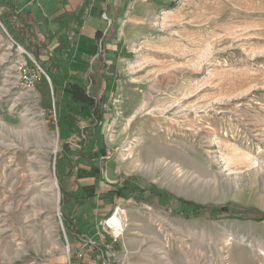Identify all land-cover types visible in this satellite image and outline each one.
I'll return each mask as SVG.
<instances>
[{
  "label": "rangeland",
  "instance_id": "374dc122",
  "mask_svg": "<svg viewBox=\"0 0 264 264\" xmlns=\"http://www.w3.org/2000/svg\"><path fill=\"white\" fill-rule=\"evenodd\" d=\"M107 1L96 14L103 42L82 38L94 56H71L58 86L40 66L47 82L23 85L20 72L37 62L0 21V264H99L100 247L106 264H174L170 250L182 241L193 253L185 264H239L238 251L264 264V0ZM92 2L64 32L42 24L64 67ZM64 83L82 103L103 94L101 118L86 105L68 112ZM59 113L74 124L60 130ZM38 134L56 137L57 151H37ZM150 143L169 151L155 172L132 160ZM43 180L56 182V207ZM124 181L234 210L190 214L148 192L112 195ZM117 207L119 235L106 223ZM64 214L81 238L69 235Z\"/></svg>",
  "mask_w": 264,
  "mask_h": 264
},
{
  "label": "trees",
  "instance_id": "16d2710c",
  "mask_svg": "<svg viewBox=\"0 0 264 264\" xmlns=\"http://www.w3.org/2000/svg\"><path fill=\"white\" fill-rule=\"evenodd\" d=\"M99 2L103 3L105 5V0H98ZM1 5L4 7V11L0 14V21L2 25L7 29L8 33L11 35V37L14 39V41L22 45L26 51L31 53L37 62V64L40 66L41 69L46 73V75L55 83V86H58L61 84V81H63V77H67L70 74L69 67L72 68L71 62V56L74 54L66 53L65 59L68 60L67 65L68 67H64L60 61V59L55 55L53 51L50 49V45L40 33L36 29L38 25V21L36 19L35 13L30 9V6L28 7H22L20 0H1ZM107 6V5H106ZM106 6L100 11V15L105 13ZM115 28V21L112 19V23L109 26V29ZM105 32L106 30H96L94 34V40L95 44L102 43L105 38ZM98 49V47H97ZM91 56H94L92 54ZM45 57L46 63L42 62ZM28 65L34 66L35 63L31 59H28ZM66 80V79H64ZM41 82H47V78L45 75L42 76ZM65 82V81H64ZM63 93L66 97H69L70 102L67 106V111L71 112L73 114H76L79 112V108L82 109L83 105H86L88 107V113L90 116L94 119V113H97L99 115V118H101V111L100 106L101 102L104 100L103 94L98 98H91L87 99L85 102L79 101V99H76L74 96V90L68 86L66 83L63 84ZM61 105V103H60ZM78 108V109H77ZM81 111V110H80ZM70 124H74V122L71 120V117L68 115V113H63L58 116L57 125L60 128V130L63 129L64 125L69 126ZM95 127V125H92V128ZM91 126L85 128V132L87 133L86 138H91ZM127 191H139L142 192L141 194H149V196L156 197L157 202L160 204L163 200L165 201V197H168L170 200H175L177 203L179 202L181 206L183 207V212H187L190 214H199L204 210H209L211 213L215 215L219 214H232V210H234V205L226 204V205H220V206H213V205H203V204H197L193 203L191 201H187L181 198H178L177 196L165 192V191H157L155 192V189H144L139 188L135 185L129 184L128 181H124L119 187H115V189L111 190L112 195H122V197L127 196ZM67 191L62 188V199L70 201V198L67 197ZM145 196V195H144ZM70 197L72 198H82L83 196H78L75 194H70ZM64 200H62V205L64 204ZM69 219L67 218V215L64 214V223L66 225V229L69 233V235L77 236L78 238H81L82 235H84L83 227L80 226L79 222L76 224V219L73 220V222H69ZM68 221V222H67ZM76 228V233L71 232V227ZM100 252L102 255L101 261H99V264H106V259L104 258V250L100 247Z\"/></svg>",
  "mask_w": 264,
  "mask_h": 264
},
{
  "label": "crops",
  "instance_id": "0c3cea01",
  "mask_svg": "<svg viewBox=\"0 0 264 264\" xmlns=\"http://www.w3.org/2000/svg\"><path fill=\"white\" fill-rule=\"evenodd\" d=\"M92 1L93 10L95 13L94 15L87 17L85 25L80 27L81 31L84 27L86 31L83 32L82 35L78 34L75 46L76 48L75 51H73L74 55L78 54L82 57L91 56L94 52L93 48H88V50L84 51V46L81 43V39L85 38L87 43L95 44V31L104 29L101 28L102 21L100 18H97L96 14L100 15V11L106 5L110 4V2L105 0V5H103V3L99 2L98 0ZM82 2L83 0H20L22 7L30 6V9L35 13L36 19L38 21L37 28H40V31H38L45 39H47L48 36L44 33L42 24L49 23L52 27L53 33L64 32V30L74 22L75 18L78 20V17H75L74 14ZM2 10L4 11V7ZM92 26L93 31L91 32V35H89L87 33V28Z\"/></svg>",
  "mask_w": 264,
  "mask_h": 264
},
{
  "label": "bare ground",
  "instance_id": "6f19581e",
  "mask_svg": "<svg viewBox=\"0 0 264 264\" xmlns=\"http://www.w3.org/2000/svg\"><path fill=\"white\" fill-rule=\"evenodd\" d=\"M19 51L22 52L23 49L20 47ZM38 132V131H37ZM36 132V133H37ZM34 133V132H33ZM39 133V132H38ZM34 136V135H32ZM36 136V135H35ZM39 137H36L37 139L36 141V150L38 151V149H44V151L47 153H55L57 151V138L56 137H48L47 139H44L42 137V135H39ZM138 141V140H137ZM136 141V142H137ZM35 143V142H34ZM141 144V143H139ZM138 145V144H137ZM141 146V145H140ZM141 150L139 151V153L136 154V156L132 157V160L135 159V157L139 158L141 161L150 164L149 167L151 172H153L154 170H156L157 166H159L158 162H159V157L163 156L164 154H168L169 151L166 150L165 148H163L162 146H160L159 144H148V145H144L143 147L140 148ZM42 151V150H41ZM35 152V151H34ZM40 152V151H39ZM171 154L173 152H170ZM176 154V153H175ZM174 156V155H172ZM183 156V155H182ZM175 157V156H174ZM176 157H179V155H176ZM180 158V157H179ZM182 161L186 164H188L189 162L182 158ZM138 160V159H137ZM177 161V160H176ZM152 164V165H151ZM158 164V165H157ZM148 168V169H149ZM41 170V169H40ZM167 170V169H166ZM155 172V171H154ZM39 174V173H38ZM42 174V172H41ZM33 175V174H32ZM40 175V174H39ZM36 176V175H34ZM37 177V176H36ZM44 182V188L46 191L50 192V196L46 199L48 201V204L53 205L54 207H56L57 202H58V189L56 186V182L54 180L48 181V180H43ZM34 191V190H32ZM41 194V193H40ZM42 196H44V194H42ZM45 198V197H44ZM37 201V200H36ZM44 202V199H43ZM120 213V208L117 207L115 214L106 222L109 226H111L114 230V233L116 235L120 234V231L123 230V226L122 224L119 222L118 220V214ZM157 242V241H156ZM181 245L178 246L180 248L177 249H171L170 250V255L172 257V261L174 264H185L184 259L186 257H188L189 255L192 256L191 254H193L192 252H190L187 248L185 249V242H179ZM152 244V243H151ZM152 246V245H151ZM154 248V247H153ZM169 254V253H168ZM236 260L238 261L239 264H256V260L252 257V255L248 254L245 251L242 252H236ZM187 259V258H186ZM190 259V258H189ZM188 259V261H189ZM195 259V258H194ZM187 261V262H188ZM192 261V260H191ZM168 263V262H167Z\"/></svg>",
  "mask_w": 264,
  "mask_h": 264
},
{
  "label": "built area",
  "instance_id": "2783aa9c",
  "mask_svg": "<svg viewBox=\"0 0 264 264\" xmlns=\"http://www.w3.org/2000/svg\"><path fill=\"white\" fill-rule=\"evenodd\" d=\"M37 66L39 67V65L37 64H35L34 66H30V68L26 67V69H24L23 72H20V78H24V81L22 83L26 88H30L39 80L41 81L43 74L45 75V73L42 70L40 71L41 68L39 67L40 69H38Z\"/></svg>",
  "mask_w": 264,
  "mask_h": 264
}]
</instances>
